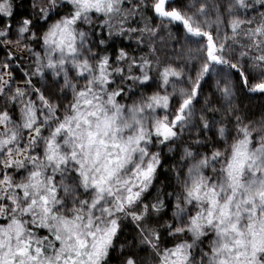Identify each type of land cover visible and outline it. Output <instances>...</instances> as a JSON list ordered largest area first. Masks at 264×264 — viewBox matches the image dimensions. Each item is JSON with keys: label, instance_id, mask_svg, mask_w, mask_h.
<instances>
[{"label": "snow or ice", "instance_id": "6c2138e0", "mask_svg": "<svg viewBox=\"0 0 264 264\" xmlns=\"http://www.w3.org/2000/svg\"><path fill=\"white\" fill-rule=\"evenodd\" d=\"M0 264H264V0H0Z\"/></svg>", "mask_w": 264, "mask_h": 264}]
</instances>
